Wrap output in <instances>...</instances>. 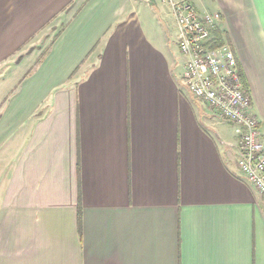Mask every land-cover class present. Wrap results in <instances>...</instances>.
<instances>
[{
  "label": "crops",
  "instance_id": "obj_1",
  "mask_svg": "<svg viewBox=\"0 0 264 264\" xmlns=\"http://www.w3.org/2000/svg\"><path fill=\"white\" fill-rule=\"evenodd\" d=\"M170 1L0 0V264H264V198L182 84ZM192 2L264 138V0Z\"/></svg>",
  "mask_w": 264,
  "mask_h": 264
},
{
  "label": "built area",
  "instance_id": "obj_2",
  "mask_svg": "<svg viewBox=\"0 0 264 264\" xmlns=\"http://www.w3.org/2000/svg\"><path fill=\"white\" fill-rule=\"evenodd\" d=\"M184 59L182 84L211 112L234 126L238 168L245 181L264 198V138L236 53L215 34L217 12L199 13L192 0L169 2Z\"/></svg>",
  "mask_w": 264,
  "mask_h": 264
},
{
  "label": "trees",
  "instance_id": "obj_3",
  "mask_svg": "<svg viewBox=\"0 0 264 264\" xmlns=\"http://www.w3.org/2000/svg\"><path fill=\"white\" fill-rule=\"evenodd\" d=\"M219 35V33H218ZM221 36V35H220ZM245 80V79H244ZM78 219H79V222H81V212H80V208H79V214H78Z\"/></svg>",
  "mask_w": 264,
  "mask_h": 264
}]
</instances>
